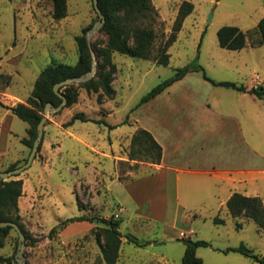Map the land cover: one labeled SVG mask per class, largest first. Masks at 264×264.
Listing matches in <instances>:
<instances>
[{"label": "rangeland", "instance_id": "rangeland-1", "mask_svg": "<svg viewBox=\"0 0 264 264\" xmlns=\"http://www.w3.org/2000/svg\"><path fill=\"white\" fill-rule=\"evenodd\" d=\"M65 1L66 15L56 20L53 0H0V172L15 162L23 164L30 151L21 142L28 137L29 125L6 106L26 101L46 65L74 64L78 58L75 37L97 23L92 0ZM182 1L151 0L158 17L155 21L145 18L140 22L141 26H150L155 35L148 58L112 53L115 72L111 98L87 92L72 82L78 90L77 101L44 113L40 150L30 166L15 176L24 182V191L18 199L20 223L29 234L22 253L24 264H105L101 249L107 225L100 219L111 217L121 220L122 238L115 264H182L185 246L178 238L210 243L196 249L203 264H257L237 252H224L240 244L264 255V232L244 216L232 217L225 202L229 193L236 191L257 195L264 203V98L250 94L242 99L236 90L214 86L203 78L201 71H193L187 74L183 85L165 92L161 99L138 105L155 85L191 62L201 65L217 81H231L246 88L264 86V44L254 45L255 26L264 17V0H187L193 3V10L167 49L168 65H161L157 58ZM224 25L247 32L243 49L227 50L219 46L217 30ZM90 43L95 47L106 44L101 28L91 33ZM92 56L96 62L93 51ZM77 112L95 122L75 120L70 130L96 151L54 126L56 123L63 126ZM220 113L225 114L224 120ZM187 115L204 116L205 124L195 134L190 128L181 140L175 141L168 135L161 138L168 155L175 143L185 153L201 145L203 154H207L211 148L206 145L210 134L219 155L212 167L256 170L255 181L243 186L220 179L217 186L213 184L218 189L211 200L205 195L207 187L187 192L181 182L180 199L185 206H177L172 184L164 191L154 187L156 190L148 192L152 173L140 166L149 163L146 161L149 157L137 152L136 147V162L129 158L137 123L163 133L164 125L174 124L172 119ZM100 120L104 123H96ZM105 122L116 127L109 128ZM112 143L119 145L112 153L124 154L129 160L103 155L110 153ZM248 154L249 158L242 157ZM128 170H141L132 184L112 181L116 177L121 182L132 179L126 175ZM90 185L94 187L90 189ZM76 216L88 219L62 224L63 220ZM216 217L223 223L216 224ZM52 228L55 230L50 232ZM130 235L148 243L137 246L128 241ZM18 244V234L11 229L0 248V257H13L17 263ZM14 261L0 264H15Z\"/></svg>", "mask_w": 264, "mask_h": 264}, {"label": "trees", "instance_id": "trees-1", "mask_svg": "<svg viewBox=\"0 0 264 264\" xmlns=\"http://www.w3.org/2000/svg\"><path fill=\"white\" fill-rule=\"evenodd\" d=\"M97 3L105 17L101 29L106 36V44L95 47L91 43L90 48L86 33L92 25L84 28L81 34L75 37L78 50L77 61L74 64L59 62L46 65L40 71L26 101L17 102L12 106H6L13 114L29 125L28 137L21 139L22 144L29 149H31L33 141L36 138L37 125L44 116L46 104L50 102L54 107H57L62 101V99L54 93V85L68 78L86 75L87 72L92 69V51L95 53L97 70L92 79L78 83L77 87H83L87 92H98L106 98H111L114 94V89L111 85L112 75L115 72V65L111 60L113 52L143 59L148 58L150 55L155 35L150 26H141L140 22L145 18L155 21L158 17V13L151 0H97ZM53 5L54 19L59 20L65 17L66 1L53 0ZM192 10L193 3L190 1L184 0L179 5L171 27V33L160 49L157 58L159 64L168 65L169 54L167 53V49L176 40L177 33L180 31L184 19ZM255 31L257 40L254 45L260 46L264 44V17L256 24ZM217 39L219 46L224 49L240 50L246 46L248 35L246 31L241 30L239 27L224 25L217 30ZM130 40H132L131 44L129 42ZM193 71H201L203 78L214 86L231 88L240 92H248L259 99L264 98V86L247 89L244 85H239L235 82L217 81L209 77L201 65L196 62H191L183 67L177 68L173 76L155 85L140 99L138 105L153 99L172 83L182 79L186 74ZM59 90L66 98L65 107H69L77 101L78 90L74 84H67L59 88ZM75 120L95 122L88 118L83 112H77L74 113L70 120L64 123L63 126H69L73 124ZM102 122L101 120L96 121V123ZM108 127L113 128L114 126L108 125ZM40 147L41 143L38 151ZM136 147L137 152H141L149 157L146 161L151 163H158L160 161L161 146L146 129L138 128L133 134L131 138V151L129 152L130 159H137L134 152ZM26 160L27 158L25 161ZM18 166L20 165L15 162L9 165L5 171L12 170ZM15 176L7 180H0V220L17 223L25 234V239H28L29 234L20 223L18 206V199L22 195L23 190V180L21 178H15ZM226 208L232 217L237 218L244 216L252 220L258 229L264 232V204L259 196H247L239 192H233L226 201ZM87 219L88 218L84 216L70 217L63 220L62 224ZM100 221L107 225L104 230L105 244L101 249L103 261L105 264H115L121 245L122 235L119 230L121 220L111 217L102 218ZM214 221L216 224L223 223V221L217 217ZM237 226H239V224H237ZM11 229L13 228L10 226L0 227V248L4 245V240ZM54 230L55 229L52 228L50 232ZM127 239L137 246H143L148 243L140 242L132 235L127 236ZM179 240H181L185 246L181 263L203 264L202 259L196 254V249L201 246H210V243L202 239L193 240L191 238H179ZM229 251L249 257L257 264H264V255L255 254L244 244L224 250L225 253ZM12 261H14L13 257H0V262L11 263ZM15 264L17 263L15 262Z\"/></svg>", "mask_w": 264, "mask_h": 264}, {"label": "crops", "instance_id": "crops-1", "mask_svg": "<svg viewBox=\"0 0 264 264\" xmlns=\"http://www.w3.org/2000/svg\"><path fill=\"white\" fill-rule=\"evenodd\" d=\"M187 79L188 78H187V74H186L182 79L172 83L170 86L165 88L162 92L157 94L153 99L149 100L148 102H151V103L156 102L157 100L161 99L162 95L165 92L170 91L171 89H176L180 85H183V83H185V81H187ZM247 89H250V88H247ZM237 92L240 93V95H241L240 97L242 99H246L250 95V93H248V92H240V91H237ZM167 113L172 114L170 111H167ZM223 115H225V114H221V116H220L221 120L225 119V116H223ZM187 116H186V118L172 119V120H174V124L173 125L170 124L171 127H169V125L168 126L164 125V132L163 133L157 129L152 130L150 128H145L142 125L137 123V127L135 129H138V128L146 129L148 132L151 133L153 138L161 146V158H160V161L158 163L143 162V164L140 166V169L146 168V169L150 170V172L152 173L151 179H148V183H147V184H149L148 189H147L148 192H149V190L151 192L153 190H156L155 189L156 187H158L157 189L160 188L161 190L164 191L165 188L167 187V185L172 184L175 188V197H176V200L178 202L177 206H179V205L185 206V203H183V201L180 199L181 197H180L179 187H180L181 182H183L186 185V187H187L186 191L187 192H189L191 190L195 191L197 189H200V187H205V188L207 187L206 190H204L206 193L205 195H206L207 199L211 200V198L213 197V192H215L214 190L218 189V187L213 188V186L214 185L217 186V183L220 179L227 180V182H229V183H235V182L242 183L243 186L250 185V183H253V181H255V176L253 177V175L258 174V171H256V170H251V169H247V170H227V169L216 170L212 167V164H214L213 160H219V155L217 154L216 150H214V148H213L214 141L211 142L212 137L210 138V134L208 136V139L206 140V142H207L206 145L208 147L211 146L212 149L209 148L207 150V154H203V146H201V145H199V147L197 145H195L194 147H192L193 150H191V152L188 151L185 153L182 150L180 144L175 143V146H173V148H172V152L170 153V155H168L167 154L168 150L164 144V141L161 138L166 139V136L168 135V136H170V138L173 137L175 141H177L176 140L177 138H180V140H181V138H184L186 136V134H187V132H189L190 128L192 129L193 134H195L196 132L199 131V129L201 130L202 126L205 124V119H204L203 115H202L203 118H200L201 115L200 116H195V115L189 116V115H187ZM227 118H232V117L227 116ZM233 119L235 120V118H233ZM106 124H108V123H106ZM54 126L59 128V129H62L64 131V133L68 134L69 136L80 140V142H82L88 148H90L91 151H96V148H94L93 146H90L89 144H87V142L84 139L79 138V136H77L74 132H72L70 130V127H69L70 125L65 127V126H62L60 123H56ZM114 127H116V126H114ZM209 133H211V132L209 131ZM241 139H243L245 146H247L249 148V150L251 151V146L249 145V142L247 141L246 137L242 136ZM115 146L117 148V146H119L118 143L116 145L112 143L110 153L103 152L102 154L105 155L106 157H110L112 159L118 158V159L129 160V159H126V156L124 154L118 155L117 153H112L116 149ZM37 157H39V154L37 155ZM242 157L244 159H246V158H249L250 155L248 154L247 156L244 155ZM133 161H135V160H133ZM203 163H206V164L202 165ZM139 172H141V170ZM139 172H135V171H131V170L126 171L127 174L126 173L125 174L130 175V177H132V179H130L129 181L121 182L117 177L112 181H117L118 183H121V184H126V183L132 184V182L134 181V178L137 177ZM260 172H262V171H260ZM263 172H264V170H263ZM95 175L96 174L94 173L92 179L95 178ZM92 179L88 180V183H90ZM112 181H111V183H112ZM111 183H110V185H111ZM89 187L91 189L94 186L90 185ZM23 189H24V182H23ZM23 191L24 190H22V193H23ZM136 192H138V190ZM234 192H236V191H234ZM139 193H142V191L140 190ZM232 193H229V194L231 195ZM112 194H113V192H112ZM245 194L248 196V193H245ZM230 195L227 197L225 202L228 200ZM135 196H137V195H135ZM250 196H257V195H250ZM262 202H263V200H262ZM82 221H85V220H82ZM75 222H80V221H75ZM71 223H73V222H71Z\"/></svg>", "mask_w": 264, "mask_h": 264}, {"label": "water", "instance_id": "water-1", "mask_svg": "<svg viewBox=\"0 0 264 264\" xmlns=\"http://www.w3.org/2000/svg\"><path fill=\"white\" fill-rule=\"evenodd\" d=\"M92 2H93V7H94V9L96 11V14L98 16V20H97V23L93 26V28L88 30L87 33H86L87 38H88V44H89L90 48H91V43H90V35H91V33L99 30L102 27V25L104 23V20H105V17H104L103 13L101 12V10H100V8L98 6L97 0H92ZM95 72H96V62H95V58L93 57L92 69L90 71H88L86 75H82V76H79V77L68 78V79H65V80H62V81L56 83L54 85V87H53V90H54V93L62 99V101L57 107H54L52 105V103L48 102L46 104V106H45L44 113H48V111L51 110V109H53L55 111H58V110L62 109L65 106L66 98L60 92L59 88L65 86V85H67L69 83H72V82L80 83V82H83V81L90 80V79L93 78ZM45 120H46V117L43 116V118L40 120V122L37 125V135H36V138L33 141V145H32V147L30 149V152L28 154L27 160L23 164H21L20 166L14 168L12 170H7V171L0 172V180L1 179L7 180V179H9L12 176L18 175V174H20L22 171H24L25 169H27L30 166V164L32 163L33 159L36 156V153L38 151L39 145H40L42 137H43V131H44L43 128H44ZM6 226L12 227L18 234V242H19V244H18L16 261H17L18 264H24L23 261H22V253H23V249L25 247V234L23 233V231L21 230L20 226L17 223H15L13 221H1L0 220V227H6Z\"/></svg>", "mask_w": 264, "mask_h": 264}]
</instances>
